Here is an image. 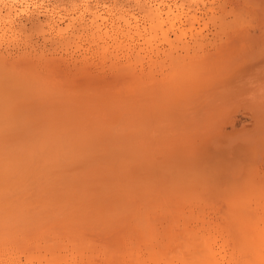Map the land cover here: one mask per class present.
Segmentation results:
<instances>
[{
    "label": "bare ground",
    "instance_id": "1",
    "mask_svg": "<svg viewBox=\"0 0 264 264\" xmlns=\"http://www.w3.org/2000/svg\"><path fill=\"white\" fill-rule=\"evenodd\" d=\"M20 1L19 8L16 9L12 8L13 6L0 7V9L4 8L5 11L4 14L0 11L1 20L7 19L8 21H6L8 26L5 29L0 28V78L3 80L0 81V88L7 86L8 83L10 85L11 81H21L23 76L28 75L27 70L34 63L40 67L49 66L56 61H58L57 63L62 62V60L66 62L65 59H71L72 63H76L79 56L73 58L70 55L71 57L68 58L64 54L66 58H63L62 55L57 57L54 55H56L55 51L59 47L60 50L62 46L68 49L72 45L70 44L71 40L75 44L74 50L85 47L83 45L80 47L79 43L75 41L77 39L79 41L86 40L90 43L97 42L91 46L95 45L100 51V58L105 56L107 60L110 57H115L113 60L125 59L126 65H121L120 61V63L113 61L116 62L117 68L114 65L116 70L118 68L120 70V67L123 68L122 71L126 70V72L129 68H131L129 71L139 69L138 72L132 73L135 74V77L138 76L139 81L144 80V83L142 82L144 86L138 88L136 93L134 92L137 97L132 93L135 99L131 96L133 100L131 99L130 102L135 100V105H137V99V101L143 102L137 105L141 108H137L139 111H143L142 105L144 106L146 103L150 107L152 102L155 103L159 100L163 104H172L174 100H180L191 95L194 98L195 92L205 86L202 83H206L208 80L212 82V78L218 70L214 68L217 66V61H212V63H216L214 66L208 62L210 58L205 57L206 53L199 54V51L205 52L203 49L206 44L214 43L216 38L220 40L219 29L222 32L223 28L219 26L221 18L218 22L219 27L217 26L219 34L215 32L216 30L210 34L205 28L204 16L207 17L209 12L214 11V3H207L210 6L208 5L209 7L206 8L202 0L200 3L202 7L204 6V10L202 8L203 12H201L199 10L201 5L198 6L200 0L197 2L196 0H187L188 5L185 2L187 8L178 5V7H172L168 4L165 5L163 1L157 2V0L154 2H147V0L139 2L137 0L139 2L138 12L129 13L130 10L123 14L119 12V16L116 14L117 18L109 19L100 12L99 0H95L96 2L83 0V8L78 10L79 13L81 11L79 16L75 15L77 17L74 20H71L74 18L72 17L65 26H61L62 19L60 15L55 19V15L51 12L53 9L50 11L43 6L40 7L34 0ZM86 15H88L87 19H85ZM11 16L17 17L18 20H9ZM14 21L15 25H13ZM201 21L204 22L201 24ZM225 42L227 43L228 39ZM215 43L217 44V42ZM219 43L221 44L222 40ZM66 51L63 50V52ZM78 51L80 52V50ZM73 52L70 51L69 53L73 54ZM202 55H205V58ZM82 56V59L79 58L81 62L88 57L87 55ZM19 60H24L27 63L22 67L24 69L14 66V62ZM68 60L67 62L70 63ZM100 60V62H104L102 58ZM111 61L109 64L112 65L113 62L111 63ZM146 66L149 68L147 72L145 71L147 70L145 69ZM105 68L101 69L104 70ZM111 68L113 67L111 66ZM155 69L157 71L153 73ZM139 72L141 79H139V74L136 75ZM132 73L129 74V77L132 75L134 77ZM137 79L134 80L131 77L129 82L125 80L124 86L133 82L132 80L138 82ZM128 87L130 88V86ZM198 92L201 93V91ZM124 96L125 99L128 97L125 93ZM79 99L84 100L83 97ZM99 99L100 97H98ZM93 101L91 100V102ZM121 101L118 99V102ZM91 102L90 104H92ZM97 102L99 103V101ZM96 103H94L95 106L98 105ZM112 103L115 105L114 102ZM102 105V103L99 104V106ZM126 108L131 111L132 106ZM14 109L0 108V196H9L7 203L4 206L0 205V264H264V186L257 184L260 180H257L253 166L247 164L249 160H246V165L247 167L250 166L248 168L251 170H246L245 176L241 175V180L239 177L233 176L229 165L222 163L223 159L221 162L220 158L215 159L214 156L207 154H203V159L200 162L189 159L187 161L181 160L175 162L174 166L167 164L160 167V165L158 169L152 170L149 165H146L142 154H140L142 157L136 159L134 155L136 152L130 151V149L135 150L131 146L135 140L138 141L136 139L138 138L136 137L137 134H130L132 132L130 129L134 130V127L136 126V129L138 126L135 123H130L135 125L133 127L128 123V127H131L130 129L127 127L129 130H125L123 124L121 125L119 121L112 123L113 119L110 117L111 124L109 126L113 127L114 124H119L120 128L121 126L124 128L122 129L123 134L119 132L120 134L117 136L123 137L126 135L125 131H130L131 146L128 148L126 146L122 153L124 154L127 150V157H129L128 152L130 151L135 156L134 159L130 156L131 160L128 158L125 160L126 158L119 156L118 153L119 158L118 156L117 158L102 157L99 154L104 149L102 145L103 148L98 147L100 151L98 154L101 156L98 159L103 158V160L94 163L98 160L96 159L98 154H96V158L92 157L95 161L77 165V162L80 161L79 157H82L81 153H78V157L73 156L72 159L74 166L67 165L68 167H65L63 164L65 167L63 169L60 163L74 154V140L75 142L78 141V145L81 143L83 146H85L84 144L87 145L92 137L90 136L91 139H89L88 135L85 138V135L87 136V132L90 130L86 132V127L83 132V129H78L79 133H86L83 138L89 139L87 142L82 137L80 138L82 135H79V139L78 132H76L78 140L72 136L71 139L68 134H65L66 137L61 134L60 139L56 140L57 142L49 144L51 141H49L46 131L55 133L56 130L51 112L47 111L42 115L44 112L39 111L40 116L38 113L33 118L32 110L26 109L28 111L26 113L25 110L24 112L22 109ZM89 109L86 112L89 113L94 108ZM105 110L104 113L107 111ZM113 112L115 111L113 110ZM115 113L118 114L117 109ZM29 114L33 119L30 118ZM128 114H124V116ZM142 114L143 112L140 115L143 116ZM100 116L104 117V115ZM128 116V121H132L133 119H130L132 116ZM136 116L137 119H140V116ZM41 117L48 122L45 121L48 125L49 122H53L51 125L55 126L54 131L51 126L47 125L45 128L46 124H44L45 126L41 125L44 121L39 122ZM97 117L100 119L98 115ZM124 121L126 122L125 118ZM141 122L140 124L143 126ZM34 123L36 125L38 123L43 128L40 126L39 131H35L38 130L35 128L38 125L36 126ZM48 127H51V130ZM20 129H22L23 136L20 137L21 133H19V140L15 138L20 143L12 141L14 133L17 131L18 134ZM111 129L114 131L116 128ZM11 132H14L13 135ZM114 132L117 133V130ZM9 134L12 135L11 138L9 137L11 140L7 139ZM44 134H46L45 140L48 138V143H45L46 141L41 142ZM139 134L140 132H138V136L142 135ZM48 135L50 136V134ZM61 136L62 138L65 137L64 143ZM67 138L73 142L66 140ZM126 138L123 137V140ZM117 140L113 143L118 149L116 152H120V146L117 145H122L123 140L121 142L119 140V143L116 144ZM39 141L43 145L44 143L45 145L48 144V147L54 146L52 150L60 146L63 148H59L61 151H68V156L65 153L66 155H63L65 158H63V151H60V156L54 155L56 151L50 155L49 153L52 151L50 147L49 150L43 152H46V155L40 154L41 152L38 151L44 149L37 146V144L41 145ZM59 141H62L65 146L62 143L58 146ZM124 141L123 144L129 145V139L128 142H126L127 140ZM69 143L73 144L69 145ZM45 145L42 147L45 148ZM138 145L137 143V147H139ZM66 146L70 148L67 149ZM83 146L82 148H84ZM112 147L114 148L113 144ZM28 148L32 150L30 149L27 153ZM81 149L77 150L76 148L75 153L81 152L83 150ZM89 150L94 151L96 149ZM104 150L103 153H105ZM96 151L94 152L96 153ZM87 152H83L86 153L84 157L89 156L88 159H90V155L93 156L94 154L90 153L86 157ZM125 155L124 157H126ZM72 162L69 159L65 163L72 164ZM244 168L247 169L246 166ZM185 199L188 202L194 201L196 204H189L186 201L190 210L193 206L197 207L198 204H203V208L201 207L203 210L198 208L201 214H205L209 210L208 212L213 211L212 215H215L216 212V216L211 215V217L206 218L210 213L204 216L198 214L197 211L198 215H195V211L191 213L190 210L188 213H191V217L190 215L187 216L185 213L187 210L183 211L186 207L183 206ZM215 206L217 207L215 208ZM204 209L205 212L202 213L201 211ZM199 226L201 228H197ZM179 227L183 230L181 231ZM176 230H180L183 234L182 236L179 233L182 238L179 239L178 236H175ZM178 239L183 241L180 243ZM172 246L178 247L180 254L177 251H172V253L174 252L172 256L170 252L173 249ZM177 254L179 257H175Z\"/></svg>",
    "mask_w": 264,
    "mask_h": 264
},
{
    "label": "rangeland",
    "instance_id": "2",
    "mask_svg": "<svg viewBox=\"0 0 264 264\" xmlns=\"http://www.w3.org/2000/svg\"><path fill=\"white\" fill-rule=\"evenodd\" d=\"M34 1H37V3L40 5V7L43 6V8H46L48 10L53 9L52 11L51 10L50 11L53 13V15H55L54 16L55 19L58 17V15H60V17L62 19V23L60 24L61 26H65V24H67L68 21L74 20L77 16H79L81 11L79 13L78 10H82L83 2H84L83 0H34ZM89 1L96 2L98 0H96V1L95 0L94 1L89 0ZM138 1L142 2V1H146V0H138ZM138 1L137 0H99L98 6H99V9L101 8L100 12L103 14V16H106V18H109V19L110 18L113 19L115 17L117 18L120 14L127 13L129 10H130L129 13H134V11L136 13V11L139 10L138 9V4H139ZM148 1L154 2L155 0H147V2ZM162 1L165 5L168 4V5H171L172 7H175L177 5L179 7H182V8L188 7V6H186V5H188L187 0H157V2H162ZM197 1L198 0H196V2ZM201 1L202 0L198 1V3H200ZM20 2L21 1L18 0L13 5L12 8H14V9L19 8ZM40 2H41V4H40ZM136 2H137V4H136ZM209 2H211V3H209ZM203 3L206 6V8L209 4L214 3L213 4L214 11L212 10L213 11L212 13L209 12L208 15H206L207 17L204 16V19L206 22L205 28L207 29V31L210 32V34H211V33H214V30H216L215 32L218 33V30H217L218 27L220 26V28L221 27H223V28H222V32L219 29V31H220L219 33H221V34L218 33L220 40L217 38L215 39V42H217V44L215 42L214 43L212 42L210 45L206 44V46L203 49V50H205V52L199 51V54L200 53H202V54L206 53L208 55V56L207 55L206 56L202 55V56H203V58H205V57L210 58L209 59L210 61L208 60V62L210 64L215 66L217 63V66H219V67L217 68V66H215V67L212 66V67L218 69L216 71V73L214 71L215 74H214V77L212 78V82H210L208 80L206 83H202V85H205L206 87L203 86L201 88V90H199L200 89L199 88L198 91H201V93L198 91L195 92L196 95H194V98H193V95H191L189 97H186V98H183L180 100H174L172 102V104H163V102H161V100H159L155 103L152 102L150 107H148L147 106L148 104L146 103V104H144V106L142 105L143 111L140 110L141 112H143V114H142L143 116H141L140 115L141 112L139 111V109L137 110V108H140V107L137 105H139V103L142 104L143 102L137 101L138 100L137 99L136 100L137 105H135L136 103H134L135 100L132 101V103H130L131 99L132 100H133V98L135 99V96L137 95V94H135L136 93L135 91L138 90V88H141L142 86H144V84H143L144 80L141 79L142 77L140 76V72L137 73L136 75L139 74V79H141L140 80L141 82L137 79L138 76L135 77V74L132 73V72H136V71L138 72L139 69L138 70L134 69L135 71L134 70L129 71V69H131V68L127 69L129 71L130 75H131V73L134 74V77H133V75L131 77L134 80L137 79L138 82L132 80L133 82H131L129 84L127 83L128 85L126 84L124 86L125 80H127V82H129V80H131V77H129L128 71L127 72H126V70L122 71L123 68L120 67L122 64L126 65L124 62L125 59L121 58L119 60L118 59L113 60L115 57L114 58L110 57L111 59L108 58L109 56L107 57L108 60L109 59L112 60L111 63L113 61H116V62L120 61L121 62V63L119 62L121 65L117 63V65H120V66H118V67H120V70H118L119 69L118 68L117 69L118 71H117L116 70L117 66L115 65L116 62L115 63L113 62L112 65L109 64L110 60L108 61L105 58V56L101 57L104 62H100L101 61L100 60L101 58L99 57V55L101 54L100 51L97 50L95 45L91 46L92 44H96L97 42H95V43L91 42L90 43L86 40L79 41L77 39L75 41H76V43L77 42L79 43L80 47H81V45L85 46V47L78 49V50H80V52L78 50H74L75 44H74V41L72 43V40H71L70 44H72L73 46L69 45L70 47L68 46L69 47L68 49H66L65 46H62L61 50H60V47L57 48V50L55 51L56 55H54V57L62 55L63 58H66V57L70 58L71 57L70 55H72V57L75 58V57L79 56L78 61L80 63L78 61L76 63H72L71 59H69V60L65 59L66 62L64 60H62V62L59 61V63H57L58 61H56L54 64L52 63L51 65L44 66V67L37 66L36 63H34L32 65V67L29 70H27L28 75L23 76L21 78V81L16 82V80H14V81L10 82V85L8 83L7 86L0 88V99H2V101H0V104H1L0 108H13V109L16 108L17 110L22 109L23 111L24 110L26 111V109L28 111L32 110L33 112L31 111V113H32V116L34 115L33 118H35V115H38L39 111L44 112L42 115H44L45 112L50 111L52 116H53V120H54V121L53 120L52 121L54 122V125L56 126L55 131L53 130V128L55 129V126L51 125V123H53V122H51V123L49 122V125H48V124H46L47 121L45 119H42L43 117H41V121H39L41 123L42 120H44L43 123H41V125L43 124V126H45L44 124H46L45 128L47 127V125L51 126L52 130L55 132V133H50L49 130L46 131L47 137L49 138V141H51V142H49V144L54 143L56 140H59L61 134L62 135L68 134V136L70 135V137L71 136L75 137L74 139L78 140L79 135H82V136H80V138L81 137L83 138L84 134H86V133L81 134V132L79 133L78 132L79 128L81 130L83 129L82 132L85 131V129H87L86 132L88 130H90L89 132H87L88 133L87 136L85 135V138L88 137V135H89V139H91L90 138V136H91L92 142L89 139L86 140L83 138L86 142L88 140H89V142H91V143L88 142L87 145L84 144L85 146H83L81 143L82 142L81 140H80V143H81L80 145H78L79 144L78 141L75 142V140H74V143L77 145V147H75L76 145L74 144V148H75V150H76V148H77V150H80L83 146L84 148H82L83 150L82 149L81 150L83 152L88 151L87 152L88 154L86 155V157L88 155H90V153L92 155L93 154L94 155L93 156L90 155L91 158L88 159L89 156L87 158L84 157L85 156L84 154H86V153H83L82 151L81 152L77 151V153H75V150H74V154L72 156H70V154H69L70 157L69 158L67 157L68 158L67 159L64 156L66 154H67L66 156H68V153H67L68 151L66 152L64 150L65 151L64 152L62 150L63 151L62 157L65 158L66 160L64 159L62 161L63 163H60V164L62 166L64 164L65 167H68L69 165L74 166V163H73L74 161L72 160L73 156L76 158V157H78V155L80 153H81L83 158L79 157L80 161L77 162L78 163L77 165H80V163L85 164L87 162L95 161V160H93V158L94 157L96 158V156H97L96 154H98V151H99L98 147H102V145L105 149V150L102 149L101 152L99 151L100 152L99 154H101L102 157L106 156V157L117 158V156L119 155V156H123V158H126L125 160H128V159H130V156L132 157V159H134L133 157L136 156L135 158L137 159V157L138 158L142 157L140 155V154H142L143 158L145 159L146 165H149L152 170L158 169V167L160 165H161L160 167H163L167 164L174 166L175 162H177V161L180 162L181 160L187 161L189 159V160H194V162H200L203 159V156L207 154V155L214 156L215 159L220 158L221 162L223 159L222 163L224 165H229V168L232 169L231 172H232L233 176L235 178L239 177L240 178L239 180L242 179L241 175L243 176L248 171V169H249L248 167H250V166L247 167L246 163L249 160L247 164H249V165L251 164V167L253 166L252 168H253V171L255 172V174L257 175V180L261 181V182L259 181V183H257V184L258 185L261 184L260 186H264V0H203ZM207 3H209V4H207ZM76 4H77V6H76ZM80 5H82L81 8H80ZM200 5H201V3L198 6L200 7ZM47 6H48V8H47ZM135 7H137V8H135ZM71 9H73V10H71ZM201 9L204 10V6L202 7V5H201V7L199 9L201 12H203ZM0 11L2 12V14L5 13L4 8L3 9L1 8ZM119 12H120V14H119ZM110 14H112V15H110ZM113 14H114V16H113ZM75 15H77V16L75 17ZM72 17H74V18L71 19ZM86 17L88 18V15L85 16V19H87ZM217 18H218V20H217ZM219 18H221L220 23L221 24L224 23V24L219 25V23H218L220 20ZM12 19L18 20V18L17 17L14 18V16H11V19H9V20H12ZM4 20L5 21L1 20V18H0V28L1 29H5L8 26L7 19H4ZM202 22H204V21H201L200 23L202 24ZM225 22H227V23H225ZM75 24H77V23H75ZM13 25H15V21L13 22ZM240 26H243L244 28L240 27ZM240 28L243 30H241ZM33 33L35 34L36 32H33ZM224 34H225V36H224ZM234 34H238V35H234ZM226 35H227V37H226ZM229 36H231L232 38ZM211 37L212 36L210 35V38ZM225 39L226 40L228 39V42H227L228 44L225 42L226 41ZM221 40H222L223 44L219 43ZM18 41H20V40H18ZM88 45L91 46L93 49L91 50V47H89ZM83 48H85L84 49L85 51L83 50ZM65 49L68 51H66ZM63 50L66 52H63ZM69 50L71 52L74 51L73 54L69 53L70 52ZM86 50H88V51H86ZM57 51H59L61 53H59ZM206 51H208L210 54L207 53ZM81 52H83V53H81ZM97 52H98V54H97ZM78 53L79 54L81 53L80 54L81 56ZM93 53H95V54H93ZM64 54H65V56L66 55L67 56L65 57ZM82 55L88 56V57H86V60L82 61L83 64L80 61V59H82V57H83ZM92 55H95L96 57L94 56L95 57L94 58ZM202 56H200V57H202ZM208 58H206V59H208ZM67 60L70 63H68ZM212 61H215V62L217 61V62L212 63ZM60 62H61V64H60ZM87 62H90L91 64L89 65V63L87 64ZM63 63H65V64H63ZM24 64H27L26 62H24V60H19L16 63L14 62V66H16L17 68L19 67L20 69H24V68H22L24 66ZM67 64H69V65L66 66ZM86 64H87V66H86ZM102 65H104V66H102ZM110 65L113 68H111ZM114 65L116 67L115 69H114ZM103 67L104 68L106 67V68L104 70H102ZM214 68H213V70H214ZM145 69H147V70H145L146 72L149 71V68L147 66ZM157 69L159 71V67ZM157 69L153 70V73H156ZM23 71H25V70H23ZM157 79H160V78H157ZM0 81H3V80L0 78ZM136 82L137 83L140 82V83L137 84ZM133 84H135L134 85L135 87L133 86ZM137 85H139V86H137ZM153 85H154V83H153ZM128 86H130V88ZM124 88H125V90L128 88L127 89L128 91L127 90L125 91ZM131 88L133 89V91ZM90 91H91V93H90ZM119 92H120V94H118ZM124 93H125V95L128 96V97H126V99H125ZM132 93H134L135 96L134 95L132 96ZM80 95L83 97V99H84V100L82 99L83 101H81V99H79V98H82ZM93 95H94V97H93ZM98 95H100V96H98ZM129 95H130V97H129ZM101 96H103V97H101ZM195 96H197V97H195ZM98 97H100L99 100H98ZM128 98H129V100L127 101ZM85 99H86V101H85ZM118 99H119V101H121V100H123V101L118 102ZM88 100H89V102H88ZM91 100L92 101L94 100V101L91 102ZM101 100H102V102H101ZM115 100L117 101V103ZM97 101H99V103ZM90 102L92 104H90ZM96 102L98 103V105ZM112 102H114L115 105ZM124 102L127 104H125ZM94 103H96L97 106H95ZM100 103H102L103 105L99 106ZM123 104H125V105H123ZM130 105L132 106L131 111L129 108L128 109L126 108L128 106L131 108ZM134 105H135V108L133 107ZM106 106H108V107L110 106V108H108ZM124 106L126 109L124 108ZM89 107H90V109L91 108H94V109L90 110ZM114 107H116V108H114ZM87 108L90 110L89 113L86 112V111H88ZM107 108H108V110H107ZM103 109L104 110L106 109L109 112H107L105 110L106 111L105 112L106 115H105ZM112 109L115 112L117 109L118 114L113 112ZM102 110H103V112H102ZM28 111H26V113ZM34 112H37V113L35 114ZM64 112H66V114H63ZM131 112H133V113L131 114ZM95 113H96V115H95ZM99 114L104 115V117L100 116ZM108 114H109V116H108ZM114 114H116V115H114ZM124 114L125 115L128 114L132 117L134 115L135 119L130 117V119L131 120L133 119L134 121L132 120L129 122L128 121L129 116L127 115L128 116V118H127V116H124ZM97 115L100 117V119L97 117ZM113 115L116 117H114ZM136 115L140 116L141 121L142 120L143 121L142 122L138 121L140 119H137ZM26 116H28V114H26ZM32 116L30 115V118H32ZM39 116H40V113H39ZM105 116L108 118H106ZM110 117H111V119H113L112 123H117L119 121V123L121 125L123 124V127L125 128V130L126 129L129 130L131 127V126L128 127V123L129 124L135 123V125L138 126L137 127L138 129L137 128L135 129L136 126L134 124H130V125H133V127L135 126L134 130L130 129L132 132L124 130L126 132L127 136L123 135V137H125V138L127 137L126 139H124V140H127L126 142H128V139H129V142H128L129 145L123 144V142H125V141L123 140L122 136H120V135H119L120 137L117 136L118 134H120L119 132H121L123 134L122 129H124V128L121 125H120L121 128L119 127V124H117V125L114 124L113 127L109 126L111 124V122H110L111 120H109ZM30 118H29V120H30ZM114 118H116V119H114ZM124 118H125L126 122L124 121ZM38 119L40 120V117ZM114 120H115V122H114ZM36 121H38V120L36 119ZM99 121H101V122H99ZM98 122L101 124L99 125ZM140 122L143 123V126H142V124H140ZM31 123H28V124H31ZM35 123H34V125H36ZM37 125H38V127H35V128L38 130H35V131L38 132L41 125L39 126L38 123H37ZM29 126L32 127L33 124H32V126L31 125H29ZM43 126H41V127L43 128ZM51 127H48V129H50ZM110 127L113 129L115 127L116 129H114V131L117 130V133H115ZM108 128H110V130H108ZM139 128H141V129H139ZM119 129H120V131H119ZM21 130L22 129H20V131H18V134H17V131H16V133L11 132L12 135H13V133L15 134L12 137L13 138L12 141L20 143V142H18V140H19L18 138L23 136L21 133ZM135 130H137V131H135ZM133 131H135V132H133ZM76 132H78L77 133L78 138H76L77 137ZM129 132H130V134H132V133H134L135 135L137 134L136 137H138V138H136V139H138V141L135 140V143H133L134 139H132L133 140L132 141L133 146H131V137H130ZM138 132H140L139 135H141V134L142 135L138 136ZM19 133H21L20 137H19ZM112 133H114L117 137L115 135H113ZM48 134H50V136ZM12 135L9 134L7 139H10ZM112 135H113V137H110ZM133 135H131V136L133 138H135ZM16 136H18V137H16ZM43 136L44 137H43L42 141H41V139H40V141L41 142L46 141L45 143H48V141H47L48 138L45 140L46 134H44ZM65 137H66V135H65ZM65 137L62 138V136H61L62 141H63V139H65ZM72 137H71V139H72ZM15 138H17L18 140ZM116 138H121V139L117 140ZM66 140H70V138H67ZM84 140H83V142H84ZM115 140H117L116 144L119 143V140H120V142L123 140L122 145L121 144L117 145V146H120V149H119L120 152H116V150L118 151V149H116V146L114 145ZM40 141H39V143H40ZM62 141H59L60 143L58 142V146L61 145ZM64 141H63V143H64ZM22 142H23V140H22ZM66 142H69V141H66ZM71 142H73V141H71ZM86 142H84V143H86ZM45 143H44V145H45ZM137 143L139 144L138 145L139 147H137ZM70 144H73V143H69V145ZM90 144H92V145H90ZM112 144L114 146V148L112 147L114 150L111 148ZM44 145H43V143L41 145L37 144V146H40L39 147L40 149L41 148L44 149L43 151H38L39 153L41 152L40 154H45L46 152L45 153H43V152L45 150L46 151L49 150L48 148L50 146L48 147L47 146L48 144H46L45 145L46 149H45V148H43ZM56 145H57V143H56ZM95 145H97V146H95ZM104 145H106V146H104ZM86 146H88V147H86ZM129 146H131L132 148H135V150L129 148L130 151L132 150V152L133 151L136 152L134 154L135 156L133 155L132 152L129 151L128 152L129 157H127V152H126L127 150L125 149L126 151L124 154H126L125 155L126 157H124V154L122 153V151H124L125 147L128 148ZM53 147L51 146L50 149L52 150ZM31 148H28L27 153L30 151ZM59 148H61V147L59 146L58 148L52 150L51 152L50 151H48V152H50L49 154L51 155L52 153H54L56 151L54 153V155L60 156L61 152H62L61 149H63V148H61V149H59ZM68 148H70V147H67V149ZM74 148L72 147V149H74ZM122 148H123V150H121ZM64 149H66V148H64ZM89 149H93V150L96 149L97 151L94 150V151H96V153H95L94 151H90ZM108 149H110V150H108ZM139 149H140V152H139ZM69 150L71 151V149H69ZM103 150L105 153H103ZM113 151H114V153H113ZM56 153H60V154H56ZM117 153H118V155H117ZM119 153L122 155H120ZM99 154H98L96 159H98V157L99 158L101 157V156H99ZM217 154L219 156H220V154H222V155L219 157ZM237 155H238V157H237ZM119 156H118V158H119ZM69 159L71 160V162L73 161L72 164H69L70 162L68 164L65 163L66 161H69ZM86 159H88V160H86ZM242 159H245V160H242ZM101 160H103V158L100 160L99 159L96 160L94 163H96V162L98 163V161H101ZM231 160H232V162H231ZM235 161H237V162H235ZM125 162H127V161H125ZM61 165H59V166L61 167ZM244 165L246 166L247 169L244 168L245 167ZM65 167L63 166L62 168L65 169ZM231 167H233V168H231ZM249 170H251V169H249ZM239 171H240V173H239ZM244 171H245V173H244ZM8 197L9 196L1 195L0 196V205L4 206V204L7 203ZM186 201L188 202V200H186V199L183 201L184 202L183 206H186L185 209L183 208L184 209L183 211L187 210V211H185L187 216H189L191 213H194V211H195V215L201 214L199 212V209L203 210L202 209L204 206L203 204H200L201 206L198 204L199 207H198V205H197V207L193 206V208H192L193 212H192V209L190 210L189 207H187V206H189L190 203L191 204L193 203V205H196V204H194V201L188 202L189 204L186 203ZM195 203H196V201H195ZM216 207L217 206H215V208ZM189 210L191 213H188ZM211 210H213V209H211ZM197 211H198V214L196 213ZM208 211L204 214L203 213V212H205V209H204V211H201L203 213L201 215L205 216L208 213H210L209 216L207 215L206 218L211 217V215L213 214V211H210V212H208ZM216 214L217 213L215 212V215H212V216L214 217V216H216ZM201 215H199V216H201ZM190 217H191V215H190ZM187 219H189V218H187ZM187 219H185V220H187ZM180 222H182V221H180ZM194 227H196V226H194ZM189 228H191V227H189ZM197 228H201V227L199 226ZM180 229H181V231L183 230L182 228H180ZM176 231L177 232H175V234H176L175 236H178L179 239L182 238L183 234L180 232V230L179 231L176 230ZM179 233L182 234V236H180ZM182 241L183 240H181L180 243ZM172 248L173 249L170 251L171 253H172V251H174V252L177 251L180 254L178 247L172 246ZM170 249H171V247H170ZM173 253H172V256H173ZM175 257H179V255L177 254V256H175Z\"/></svg>",
    "mask_w": 264,
    "mask_h": 264
},
{
    "label": "clouds",
    "instance_id": "3",
    "mask_svg": "<svg viewBox=\"0 0 264 264\" xmlns=\"http://www.w3.org/2000/svg\"><path fill=\"white\" fill-rule=\"evenodd\" d=\"M17 0H0V7H12Z\"/></svg>",
    "mask_w": 264,
    "mask_h": 264
}]
</instances>
